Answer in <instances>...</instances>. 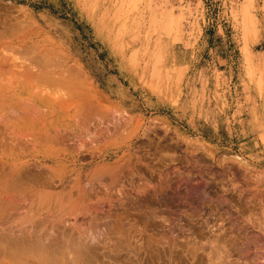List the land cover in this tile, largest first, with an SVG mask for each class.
I'll return each instance as SVG.
<instances>
[{"label":"rangeland","instance_id":"obj_1","mask_svg":"<svg viewBox=\"0 0 264 264\" xmlns=\"http://www.w3.org/2000/svg\"><path fill=\"white\" fill-rule=\"evenodd\" d=\"M263 17L264 0H0V19H9L10 29L14 25V28H18L13 29L16 33L11 29L10 36L4 41L25 43L34 48L37 54H54L67 62L73 71L80 68V81L84 82V88H75V91L81 92L79 96L73 97L76 102L70 103L71 108L100 99L101 103L94 113L101 115L102 111L103 114L105 110L98 107L110 101L116 104L117 109L122 108L123 117L126 115V118L130 119V123L115 133V136L94 145L93 150H100L103 155L109 154V161L117 160L129 151L136 157L132 153L134 150L138 151L135 152L137 157L142 155L144 162H147L148 157V171L144 168L145 174L142 169L143 173L131 170L141 179L131 173L129 175L131 174L133 179L129 175L126 176L129 181L123 189H127L129 194H125L128 193L125 190V195L120 197L126 199L120 202V198H112L114 205L116 200L125 204L130 199L127 197H133L135 194L131 199L133 207L138 204L137 210L136 207L131 210L130 207H133L127 202L125 206L130 204L129 209L124 206L123 208L129 212L122 216V207L116 202L115 208L121 211L116 213L118 211L113 208L114 211L112 209L111 212L116 213V216L111 213L109 217L105 213L100 214L101 216L80 217L85 230L82 235L86 234V237L80 238L82 247L78 245L79 238L78 241L74 238L79 235L82 237L81 231L80 234H76L77 231L68 232L65 238L59 231H52L48 223L43 221V226L37 227L41 233L36 228L32 231L33 225L35 227L33 222L39 224V220L23 206H15L12 201L13 206L10 201L8 203V193H4L0 188V221L6 223V229L3 231L4 225L0 224V264H67L69 260L68 264H149L147 256L150 257L151 252L155 251L150 249L152 235L156 234L155 237L158 238L157 243L153 244H156L157 249L163 246L162 239L167 235L172 236V241H180L179 244H182L188 232L181 228L185 226L184 223L191 221L188 215L194 212L193 208L196 213L204 210L209 219L206 215L205 218L209 221V213L214 207L209 201L219 195L224 200L236 201V194L231 190L232 184L241 186L242 183L244 189H248V186L251 188L256 175L261 176L264 183ZM3 50L5 51L0 48V53L18 57L17 53L12 54L11 49ZM140 124L145 129L144 138L141 130V133L135 136ZM106 143L110 146L107 147ZM99 146L103 148L97 150L96 147ZM88 160L86 162H89ZM68 161L69 169L75 167L70 158ZM80 161L78 164L85 162ZM46 165L50 163L47 162ZM168 171L169 173H166ZM181 175L184 177L180 178ZM72 178L69 185L74 182L73 175ZM124 180L123 183L128 179ZM201 182L207 184H202L203 194L193 187ZM128 183L138 190L137 186L145 185L141 186L140 192L137 191L143 196H137L138 193H133L134 191L130 192L132 188L129 190ZM160 188L162 191L156 193ZM261 190H264V187ZM160 192L166 195L165 198L160 197L165 201H152L151 198L160 199ZM101 193L103 195L100 194L99 197L98 194L96 197L100 200L94 198V201L103 203V199L104 203H107L110 194ZM134 198L140 201V204ZM189 202L192 204H189L190 207ZM165 203L169 204L170 211H165ZM5 205H11L13 208ZM14 208L20 209L15 211ZM151 208L159 211V218H150L148 212ZM162 210L163 212H160ZM41 218L43 217L39 219ZM162 218L166 220L165 224L162 223ZM20 220L22 222L18 223ZM152 221L156 223L152 224ZM105 222L114 226L103 229ZM202 223L199 222L200 225ZM117 224H123V227L119 228ZM200 225H196L197 233ZM47 226L49 229L46 231H51L46 235L41 229ZM9 227H13L12 230ZM35 233L36 236L39 235L38 240ZM50 233L54 235L53 237L51 234L52 239L56 237L59 244L63 242L65 245H58L59 249L62 247L59 252H56L58 247L52 244L55 239H49ZM72 233L74 239H71ZM161 233L165 235L163 238ZM180 234L181 237L186 235L181 239L183 242L179 239ZM16 236L20 238H17L18 242ZM27 236L31 237V241L34 237L37 244L32 241L35 244L32 245L31 241L26 240ZM95 236L98 237L97 242ZM89 237H92L91 241ZM62 238L64 241L60 240ZM93 238L95 241H92ZM39 240L42 245L38 243ZM43 240L47 241L44 243ZM87 243L89 248H86ZM252 244H249L251 248L254 247ZM143 248L146 251H143ZM147 249L151 251L147 252ZM53 251L58 253L55 254L57 256L53 255Z\"/></svg>","mask_w":264,"mask_h":264},{"label":"bare ground","instance_id":"obj_2","mask_svg":"<svg viewBox=\"0 0 264 264\" xmlns=\"http://www.w3.org/2000/svg\"><path fill=\"white\" fill-rule=\"evenodd\" d=\"M3 19L2 20L0 19V48L2 51H5L3 50L5 48L8 51L9 49H11L12 54L13 53L18 54V55L16 54L18 56L16 57L15 55H11V53H10L11 56H8V55L6 56L0 53V188H1V191L2 190L5 191L4 193H8V197L6 196L7 198H9V200H7L8 203L9 201L10 203L12 201V203L15 206H18V205H20V207L23 206L25 210L32 213L34 218L36 217L39 220L38 222L40 223H42V221L44 223L47 222L48 226H50V228L53 229L52 231L54 230L59 231L58 233L59 234L61 233V236L63 235L62 237L65 236V238L66 236H68L67 234L68 232L71 233L72 231L74 232L77 231L75 233L80 234V231H81V235L83 231L85 232V230H83L84 224L82 220L80 221L81 219L80 217L82 216L84 217V216L89 215L93 217V215H100V214L104 215L105 213H106V216L107 215L109 216V214L111 213L115 215L116 213L121 212L117 210L118 208H115L116 207L115 205L117 203H119L118 206L122 207V212L120 213L122 214V216L124 213H128L129 210H125L124 208L127 207V209H129L128 207L130 206V204L129 206H125V205L127 202H130L132 206L133 199L131 198L135 197V194L133 197L124 196V197H127V199L128 198L130 199H128V201H126L125 204L120 203L121 200H123L121 199L122 196L125 194H129L127 189L125 190L128 193H125L126 191L123 188H126L127 186L125 183L129 181L128 177L129 176L132 177L131 174L133 173L131 172V170L133 171L135 169L136 170L135 172L138 171L141 173L142 172L141 169L144 170L145 168V170L147 169L148 171V157L144 154L147 157L146 158L147 162L146 161L144 162L143 158L141 157L142 155L140 157L139 156L137 157V153L135 152H138V151L133 149L134 151L132 150L133 151L132 153H134L136 157L130 154V151H129L127 155L126 153H124L117 160L109 161L107 160V157L109 156V154L103 155L102 153L99 152L100 147L103 148V146H105L104 142H103L104 143L103 146L96 147V149L99 148L97 149L99 150L98 152L94 151L93 149H94V145L99 144L102 141H108L111 137L115 136V133H117L119 130L123 129L125 125H128L130 123V119L126 118V115H124L125 117H123V114L121 111L122 108H120V110L117 109L116 104L110 101H107L106 104L102 103L100 107H98V109L100 110L102 109L105 110L103 113L104 115L102 114V111H100L101 115L99 113H94V110L96 109V107L99 105V103H101L100 102L101 100L100 99H99L100 101L96 100L95 97L93 98L95 100L90 101V102L88 101L89 103L87 104L82 103V105H80L79 107L73 106L75 108H71V106L69 105L73 104L72 102L74 101L76 102V100H74L73 97L79 96L81 92L78 89L77 90L79 92L75 91V88L77 87L82 88L84 85V82L80 81V77H82L81 76L82 74L79 71L80 68H78L76 71H73L70 68V66H68L67 62H64L62 58H59L54 54L53 55L51 53L50 55L37 54V51L34 48L33 49L32 47L30 48L25 43H17L14 41H11V42L4 41L10 36V30L12 29V31H15L13 29H16L17 26L16 28H14L15 27L14 25V27L10 29V25L8 23L9 19L8 20H3ZM13 50H15V52ZM83 77H85V75ZM83 98H86V97H81V99ZM117 114H118V117H117ZM119 115L122 117H120ZM146 127L148 126L146 125ZM140 130L142 131V133ZM140 133L142 137L144 138L145 129L142 127L141 124L138 125V132L135 134V136ZM142 137L140 136L141 139ZM120 138L121 136H119V139ZM123 138H124V135H123ZM106 146L109 147L110 144L106 143ZM146 150L147 148L145 149V151ZM146 154L148 155V153ZM69 158L71 159V164H73L75 167L77 166L79 167L78 168L73 167L69 169V165H70L68 161ZM134 159H135V162H134ZM170 159L172 160V158ZM80 160L85 161L84 164H78V161ZM86 160H88L89 162H86ZM47 162H49L50 165H46ZM145 170L143 171L144 173L142 172L143 174H145ZM129 173L131 174L129 175ZM166 173H169V171ZM72 175L74 177V182L73 183L71 182L72 184L69 185L70 181L73 180ZM125 177L128 180H126ZM135 177L138 178L137 175H135ZM181 177L183 178L184 175L183 176L181 175L180 178ZM190 177L189 179H191ZM252 177H251V180H253ZM254 177L256 179L253 184L251 183L252 185L248 182V184L251 185V188L248 186V189H244L242 186V183H240L241 186L237 185V183L236 185L234 184L231 185V190L233 191V193L235 192L234 195L236 194V198H237L236 201L234 202H232L233 201L232 199H231L232 201L228 199L224 200L220 198V195L218 196V198L214 200L210 199L211 201H209V198H210L209 197L210 195H209L208 196L209 198L207 199L214 206V207L211 206L212 209H211V212L209 213L210 215L209 221L207 220L209 219L207 216L208 214L204 213L203 212L204 210L197 211L198 213H196L192 206L191 208H193L194 212H192L191 215H188L191 221L184 223L185 226L181 225L183 227L181 229L184 232H188V234L185 233L187 236L184 234L186 236V237L184 236L185 238L182 236L184 238L183 239L184 242H183L181 240L182 239L181 237L182 231H181V234H180L181 238L179 239L183 242L182 244H179L180 241H176V242L172 241V238H171L172 236H168V235L165 236L163 235L164 233H161L162 238L163 236H165L166 238L162 239L163 242L161 241L163 245L160 247L161 250L160 248H158L160 251L155 252L158 249H157L156 244L155 245L153 244L155 242L157 243L158 238L156 239L155 237L156 234L155 236L152 235L153 237L152 239H150L151 240L150 243H152L151 244L152 246L150 247V249H155V251H152L150 255L148 254L150 257L147 256V258H149L148 260H150L149 264L150 263L152 264H264V192H263L264 190H261L264 187V183H263V180L261 179V176L256 175ZM124 178L126 182L123 183ZM225 178H226V175H225ZM138 179H141V178H138ZM185 179L187 180L186 177ZM138 181L140 182V180ZM145 183L146 181L144 182V184ZM193 183L191 184L192 186L194 185ZM123 184H125L124 185L125 187L123 186ZM176 184L177 182L175 183V185ZM202 184L205 185L206 183L201 182V184L194 185L193 187L196 189H199L201 192L202 189H203L202 191H204ZM132 185L134 184L132 183ZM128 186H130V184ZM141 186H137L139 190L140 188L145 187V185L142 187ZM244 187H245V184H244ZM131 188L132 186H130L129 190ZM133 188L132 190H130V192L134 191L133 193L135 192L138 193L137 191L139 190L137 188L136 189H133ZM228 188L230 190V187ZM157 191H162V190L160 188V190H156V193ZM101 192H104L105 194H108V195L110 194L109 199L112 201H113L112 198H114L115 196L118 199L121 197L119 200L120 202L116 200L117 203L115 202V205H114L112 204L114 203V201L111 202L110 200H108L106 195H105V198H107L108 200L107 203L106 201L104 203V200L102 199L104 198L103 196H101L102 197L101 202L103 203L94 201V198H96L98 194L100 197V194H102ZM147 193H148V189H147ZM156 193H154L153 196H155ZM132 194L130 193V195ZM160 194H161L160 196L158 195L159 198L161 196L162 197L166 196V195H163L164 192L163 194L160 192ZM136 195L143 196L140 193ZM149 196L152 197V195H149ZM99 197L96 199L100 200ZM201 197L205 198V196H201ZM134 199L137 200L136 198ZM162 199L160 198L156 200V199L151 198V200L154 202L158 200L162 201ZM129 200H132V202ZM170 200L172 201L171 198ZM2 201L4 204V199ZM138 203L140 204V201H138ZM189 204L191 203L189 202L188 205ZM11 205H5V206L9 207ZM137 205L138 204L136 203L135 204L136 210H137ZM191 205H189V207ZM208 206L210 205L208 204ZM135 207L133 208L130 207V209L135 210ZM113 208H115L118 212L116 211H115L116 213L111 212ZM169 208H170L169 204L165 203V207H164L165 211L167 210L170 211ZM16 209L19 210L20 208L19 209L16 208ZM16 209L14 208L15 211H17ZM151 209L152 210H149L150 212H148V215L150 216V218H152V220L159 218L160 217V215H158L159 211L154 208H151ZM138 211H135V212L137 213ZM144 211H146V209ZM140 212H138L137 214H139ZM160 212H163V210ZM205 215L207 216V219L205 218L206 217ZM177 216L179 215H176V217ZM40 217H43V218L39 219ZM139 217H142V216H139ZM168 218L166 219L168 220ZM8 219L9 217H7V220ZM162 219H163L162 223L164 222L165 224L166 220L164 218ZM200 221L203 222L202 224L204 225L202 224L200 225L199 224ZM20 222L22 221L21 220L18 221V223ZM23 222L25 223V221ZM28 222H30V220ZM4 223L5 222L2 221L0 224H3L4 226L3 225L2 226L5 227L6 223L5 224ZM33 223L35 224V227ZM33 223H32L33 225L32 231H34V228L38 229L37 228L38 226L42 227L44 224V223L38 224L36 222H33ZM107 223L105 222L106 225H104L103 229H105V227L109 229V227L114 226V225L110 226L109 223L108 224ZM115 223L116 222H114V224ZM154 223L156 222H153L152 224ZM36 224L38 225L36 226ZM123 224L122 225L117 224V225L120 226L119 228H122ZM169 224L170 223L168 222V225ZM46 225L47 224H45V226ZM196 225L197 226L200 225L198 228V233H197ZM22 226L24 228V224ZM48 226L46 228L43 227L44 230L43 228L42 229L40 228L41 231L42 232L44 231L45 234L46 233L48 234V232L51 231V229L49 231H46V229L47 230L49 229ZM97 226L99 225L97 224ZM3 227H2V231L3 229H6V227L5 228ZM171 227L173 226L171 225ZM12 228L10 229L12 230ZM10 229L7 230V232H9ZM145 230H146V227H145ZM199 230H202V231L199 232ZM167 231H168V228L166 229V232ZM104 232L105 231H103V233ZM169 232L172 233L170 230ZM75 233L74 235H76ZM51 234L52 233H50V235ZM128 234L130 236V233ZM165 234H168V233H165ZM19 235L21 236V234ZM52 235L49 236V239L50 237L52 241L55 239V241H53L54 243H52L56 245L55 247H58V249H59L58 245H61V246L63 245L62 247H65L63 242L62 244H59L60 242L58 241L59 240L58 237H57L58 242L56 241V237L52 239L54 237V235L53 237ZM71 235H72L71 236V239H72L73 233ZM83 235L82 237H79L80 235L78 237H74L76 238L75 241H78L77 238H79V242H80V238L86 237V234H83ZM35 236H36V233H35ZM37 236L35 238H37L38 240ZM92 237H89L90 241ZM17 238H19V236L18 237L16 236V240ZM30 238L31 237H29L26 240L30 242L31 241ZM40 238L42 237L40 236ZM97 238L98 237L95 236L96 242H97ZM71 239L69 238L68 240L72 242ZM21 240L23 239L21 238ZM37 240L36 239L34 240V237L32 239V241H34L35 243ZM60 240H63V238ZM176 240H178V238ZM32 241L30 243L33 245L34 243ZM43 241L45 243L47 240H43ZM92 241H95L94 238L92 239ZM17 242L15 243V245L17 244ZM29 242L27 244H29ZM39 242L40 240L38 241V243ZM251 243L254 244V247L252 246L253 248L250 247L251 245L249 246V244ZM1 244L2 243H0V245ZM39 244L42 245L43 243L41 242ZM78 245L81 246V242ZM61 246L60 248L62 249ZM83 246L85 247V245ZM87 246L86 248L90 247L89 244ZM9 248L7 247V249ZM96 248L98 247L96 246ZM61 249H59L56 252H59ZM143 251H146V250L144 249ZM149 251L151 250H148L147 252ZM56 252L52 254L54 256H57L55 255V254H58ZM67 254L68 253L66 252V256ZM26 257L27 256H25V258ZM97 257L98 256H96V259ZM142 260L144 259L142 258ZM74 263L75 262H73V264Z\"/></svg>","mask_w":264,"mask_h":264},{"label":"crops","instance_id":"obj_3","mask_svg":"<svg viewBox=\"0 0 264 264\" xmlns=\"http://www.w3.org/2000/svg\"><path fill=\"white\" fill-rule=\"evenodd\" d=\"M263 19H264V17H263Z\"/></svg>","mask_w":264,"mask_h":264}]
</instances>
